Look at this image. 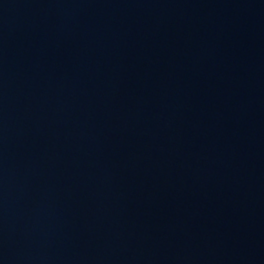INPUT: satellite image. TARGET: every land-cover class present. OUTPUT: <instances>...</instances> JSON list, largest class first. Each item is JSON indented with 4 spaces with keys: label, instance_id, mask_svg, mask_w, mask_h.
Wrapping results in <instances>:
<instances>
[{
    "label": "water",
    "instance_id": "1",
    "mask_svg": "<svg viewBox=\"0 0 264 264\" xmlns=\"http://www.w3.org/2000/svg\"><path fill=\"white\" fill-rule=\"evenodd\" d=\"M22 264H264V152L150 219Z\"/></svg>",
    "mask_w": 264,
    "mask_h": 264
}]
</instances>
